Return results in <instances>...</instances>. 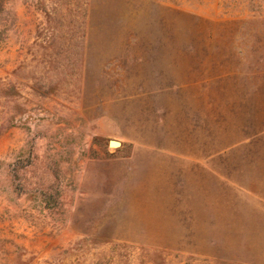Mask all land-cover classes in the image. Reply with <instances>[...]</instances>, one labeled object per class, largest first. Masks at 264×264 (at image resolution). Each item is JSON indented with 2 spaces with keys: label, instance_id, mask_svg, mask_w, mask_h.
I'll return each instance as SVG.
<instances>
[{
  "label": "rangeland",
  "instance_id": "1",
  "mask_svg": "<svg viewBox=\"0 0 264 264\" xmlns=\"http://www.w3.org/2000/svg\"><path fill=\"white\" fill-rule=\"evenodd\" d=\"M0 264H264V0H0Z\"/></svg>",
  "mask_w": 264,
  "mask_h": 264
},
{
  "label": "water",
  "instance_id": "2",
  "mask_svg": "<svg viewBox=\"0 0 264 264\" xmlns=\"http://www.w3.org/2000/svg\"><path fill=\"white\" fill-rule=\"evenodd\" d=\"M109 145L111 147H119V146H121V142L119 140L111 139L109 141Z\"/></svg>",
  "mask_w": 264,
  "mask_h": 264
}]
</instances>
